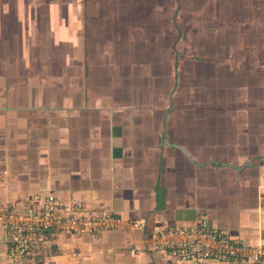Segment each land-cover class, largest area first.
<instances>
[{"label":"crops","instance_id":"obj_1","mask_svg":"<svg viewBox=\"0 0 264 264\" xmlns=\"http://www.w3.org/2000/svg\"><path fill=\"white\" fill-rule=\"evenodd\" d=\"M186 5L0 0V214L53 194L123 221L47 235L28 264H240L152 248L202 220L264 245V55L239 56L236 9Z\"/></svg>","mask_w":264,"mask_h":264},{"label":"built area","instance_id":"obj_2","mask_svg":"<svg viewBox=\"0 0 264 264\" xmlns=\"http://www.w3.org/2000/svg\"><path fill=\"white\" fill-rule=\"evenodd\" d=\"M123 221L112 214L97 218L65 212L51 194L29 203L21 211L0 214L9 264H28L47 235L58 233L80 237L98 231L121 228ZM132 226L138 227V222ZM151 246L168 251L179 262L218 261L223 263L264 264V245L242 244L228 233L212 228L208 220L192 226L154 229Z\"/></svg>","mask_w":264,"mask_h":264},{"label":"rangeland","instance_id":"obj_3","mask_svg":"<svg viewBox=\"0 0 264 264\" xmlns=\"http://www.w3.org/2000/svg\"><path fill=\"white\" fill-rule=\"evenodd\" d=\"M176 7H179L178 3ZM185 8H199L210 11H226L229 9H236L238 11V19L241 21V23H244V25L246 24L244 29H246L247 26L249 27L246 31L240 29V39L248 40L252 45L253 43L255 44L253 49L242 48L239 56L251 57L254 55L255 57H261L264 55V37H262V31H264V0H216L215 2L212 0H187V5ZM179 19L180 22L178 24L183 26L182 24H184V18ZM178 24L176 25L178 26ZM230 33L231 32L229 31L226 32L225 36H230ZM256 79H258V76Z\"/></svg>","mask_w":264,"mask_h":264}]
</instances>
